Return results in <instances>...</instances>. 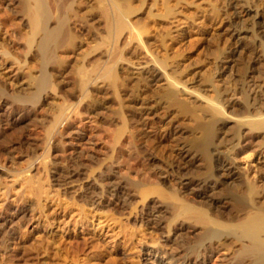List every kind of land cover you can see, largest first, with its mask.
Masks as SVG:
<instances>
[{
  "label": "rangeland",
  "instance_id": "374dc122",
  "mask_svg": "<svg viewBox=\"0 0 264 264\" xmlns=\"http://www.w3.org/2000/svg\"><path fill=\"white\" fill-rule=\"evenodd\" d=\"M130 1L136 10L133 26L144 32L118 46L124 56L116 87L107 82L82 91L70 54L65 58L69 67L54 75L43 101L20 112L10 99L28 91L27 67L35 74L34 62L24 54L19 33L26 31L25 18L16 1L0 0V86L6 91L0 98V264H234L237 246L201 251L195 242L198 226L186 221L169 226L166 201L157 194L142 201L132 189L131 184L141 182L165 194L177 192L183 201L206 209L224 200L227 188L223 178L212 177L213 163L205 170L203 157L184 152L198 135L192 121L154 101L165 81L146 85L132 73L139 61L166 58L168 72L189 88L211 97L216 90L234 94L237 107L245 103L264 111V0H236L253 10L241 20L228 19L224 0ZM165 3L173 13L168 18L161 17ZM80 12L90 20L87 27L73 25L76 52L88 57L105 35L104 22L91 6L83 5ZM235 30L239 36L233 37ZM5 48L11 53L7 60ZM102 50L87 69L105 66L109 51ZM61 107L63 120L47 138ZM122 121L126 139L112 153V136ZM229 126H219L214 139L213 148L225 151L222 157L236 137ZM262 138L251 139L252 148L238 155L235 172L255 179L252 161L264 148ZM260 156L264 162V153ZM207 176L220 183L204 186ZM25 177L30 186L23 184ZM86 193L94 202L82 199ZM227 201L225 208L216 205L214 215H229ZM77 244L84 251H76Z\"/></svg>",
  "mask_w": 264,
  "mask_h": 264
},
{
  "label": "bare ground",
  "instance_id": "6f19581e",
  "mask_svg": "<svg viewBox=\"0 0 264 264\" xmlns=\"http://www.w3.org/2000/svg\"><path fill=\"white\" fill-rule=\"evenodd\" d=\"M15 1L18 12L25 18L26 31L19 33L24 43V54L33 60L35 69V74H33L34 72L27 67L26 84L28 91L25 94L15 93L10 99L12 105L14 104L15 106H13L16 109L18 108L20 112L34 110L43 101L49 93L48 91L53 88L54 75L56 73L63 74L69 67L65 58L70 54L74 55V65L70 66H75L73 70L77 76L76 83L82 91H86V87L90 84L96 89H100L107 82L116 87L117 74L119 70L123 69L119 63L124 56L118 50V46L134 35L141 38L144 32V30L133 26L132 19L136 10L130 0ZM231 1L224 0L223 4V13L228 16V19L230 17L234 19L247 17L253 11L251 6H245L236 0ZM85 4L91 6L96 16L102 19L105 32V35L101 37V41L87 53V55L91 54L88 57L82 54L79 56L76 52L78 40L77 35L73 32V25L86 26L90 20L89 18L86 19L83 12H80V8ZM256 5L258 6V4ZM258 12H255V16L258 15ZM172 14L170 5L165 3V13L161 17L168 18V15ZM238 34L239 31L235 30L231 36L236 37L239 36ZM169 35L172 37L171 33ZM103 48L109 51L105 66L100 67L99 64H96L87 69L86 67L94 60L103 56ZM2 56L7 60L11 58V53L5 48ZM151 57V61L135 63L136 70L132 74L136 75V80L142 81L146 85L160 80L165 81L166 84L163 88L156 92V97L153 98L154 101L161 107L174 108L177 113L192 121L194 130L198 135L191 138L188 148L184 152L188 156H196L197 154L203 157L205 170H208L209 165L213 163L216 172L213 173L212 177L224 179L223 184L227 186L225 189L226 197L224 200L214 202L212 207L203 209L183 201L177 192L165 194L158 188L144 187L141 182L131 184L132 189L137 191L142 201L151 194H157L162 200L164 199L166 201L164 206L170 214L169 226H177L182 223L181 221L198 226L200 230L195 242L199 244L201 251L233 244L238 248L237 254L234 256V264H264V162L261 161V156L258 157L259 154L264 153V148L258 151L257 157L252 161V167L256 168L255 179H251L247 173H243L241 170L235 172L237 171L235 163L238 155L252 148L250 145L252 144L251 139L261 136L264 138L263 109H250V107L244 105L245 103L241 104L243 106L239 104L237 107L238 101L233 97L234 94L224 95L216 90V96L211 97L198 90H193L181 82L180 78L173 77L168 72L171 67L168 65L166 58ZM78 59L80 60L77 63ZM211 87L214 88L213 90L217 89L214 82L211 83ZM90 92L94 93L93 90H90ZM5 93V89L0 86V98ZM84 97H88V95L86 94ZM249 105L251 106V104ZM63 114L64 108L61 107L46 130L47 138L53 134L56 126L63 120ZM226 125H230L229 128L233 130L232 133L236 137L233 139L235 140L234 144L229 148L226 146L228 153L222 157L221 154L224 150H219L218 147L213 148V145L218 127H225ZM126 131L127 124L122 121L121 126L114 130L112 136L110 143L112 153L116 152L118 145H121L123 140L126 139ZM98 177L102 180L107 179L102 174ZM22 180L24 181L23 184L30 186V178L25 177ZM201 182L205 186L209 183H220V180L217 181L211 179V176H207ZM111 187H108V189ZM39 189V186L36 187V191ZM89 193L84 194L82 199L94 202L93 196L89 197L91 195ZM225 200L230 203L228 205L230 211L228 212L229 215L223 219L221 213L216 216L214 212L216 205L219 208H225ZM76 248V251H84L81 244H77Z\"/></svg>",
  "mask_w": 264,
  "mask_h": 264
}]
</instances>
